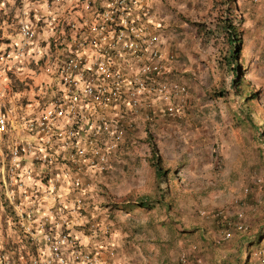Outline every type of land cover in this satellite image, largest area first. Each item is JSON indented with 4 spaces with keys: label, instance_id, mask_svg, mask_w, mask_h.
Returning <instances> with one entry per match:
<instances>
[{
    "label": "rangeland",
    "instance_id": "1",
    "mask_svg": "<svg viewBox=\"0 0 264 264\" xmlns=\"http://www.w3.org/2000/svg\"><path fill=\"white\" fill-rule=\"evenodd\" d=\"M223 2L148 0L168 71L187 89L186 114L136 119L106 171L78 176L85 190L54 193L55 203H83L88 218L110 223L115 256L106 264H264V238L240 251L264 232V4ZM227 17L242 31L240 96L221 68L228 45L218 25ZM150 143L163 177L149 166ZM138 201L151 210L115 208Z\"/></svg>",
    "mask_w": 264,
    "mask_h": 264
},
{
    "label": "built area",
    "instance_id": "2",
    "mask_svg": "<svg viewBox=\"0 0 264 264\" xmlns=\"http://www.w3.org/2000/svg\"><path fill=\"white\" fill-rule=\"evenodd\" d=\"M12 1L9 14L0 0V264H106L110 225L84 215L83 203H55L54 193L85 190L78 176L106 171L136 119H181L187 89L168 71L146 0H88L86 16L66 24L68 49L54 40L61 54L45 65L48 51L33 49V1ZM23 65L52 78L41 105L17 104L11 82Z\"/></svg>",
    "mask_w": 264,
    "mask_h": 264
},
{
    "label": "crops",
    "instance_id": "3",
    "mask_svg": "<svg viewBox=\"0 0 264 264\" xmlns=\"http://www.w3.org/2000/svg\"><path fill=\"white\" fill-rule=\"evenodd\" d=\"M32 1V7L37 9L36 16L32 15L30 21L32 26L36 28V38L33 49L35 51L38 50L39 54V46L41 49L43 48V52L48 51V55L46 54L47 59L46 57H43V62L45 60L43 64L45 65L51 62L49 61V56L51 58H57L64 48L67 47L68 49V41L64 43L63 40L66 37H62L63 35H68L69 32L68 29H66V24L70 23V21L73 22L86 16L85 6L88 0H60L58 4L54 3L52 0ZM6 9V13L9 14H13L17 10L14 8L12 0H8ZM34 17L37 18L35 19ZM37 20L39 21L37 22ZM41 20L47 24L42 26ZM49 23H52L54 28L48 29ZM8 33L10 36H14L13 30L9 29ZM51 35H53V37H51ZM54 40H60L63 42L62 50H55V45L51 44ZM36 59L38 60L40 58L38 57ZM51 79L52 78L47 77L45 74H41V71L34 67V65H23L19 70L17 69L14 74V81L16 84L24 83L25 85L24 89L16 93V97L19 98L17 104L20 106L27 101L32 102L33 106H35L37 102L40 105L43 104L51 94L53 86V81ZM105 220L106 219H103V222L108 223Z\"/></svg>",
    "mask_w": 264,
    "mask_h": 264
},
{
    "label": "trees",
    "instance_id": "4",
    "mask_svg": "<svg viewBox=\"0 0 264 264\" xmlns=\"http://www.w3.org/2000/svg\"><path fill=\"white\" fill-rule=\"evenodd\" d=\"M229 2H230V0H224L223 3L228 4ZM228 8H230V7H228ZM225 12L228 15L231 14V11L229 9H226ZM232 19H234V18L227 17V18L223 19V22H221L220 25H218L219 26L218 29L225 35L227 45H228V48H227L226 53H225L224 58H223V65L221 68H223L226 72L232 73L233 78L230 81V86L231 85L233 86L232 87L233 88V94L236 96H240L241 95L240 85H241L242 81L240 82V79L236 80L235 77L237 76L238 60H239L240 51H241V47H242V42L240 39V35H241L242 31L238 29V22H236V21L233 22V21H231ZM39 64H42V62H39ZM24 88L25 87H24L23 83L16 84L14 79L11 82L12 92L17 93V92H20ZM218 94L223 95V94H225V92L220 91ZM244 99L252 100L253 98H250L249 96H245ZM184 114H186V109H184ZM184 114H183V116H184ZM148 146H149V154H150L149 166L152 168L155 178L163 177L167 171L162 170L160 167V157L157 155V150H156L155 146L152 145L151 143ZM115 208L117 210H124V211L128 210V209H129V211L130 210L131 211L132 210L133 211L134 210L146 211V210H151L152 206L147 205V203H141L138 201V202H132V203H125V206L120 205L119 207L116 206ZM235 230L236 231H242L241 224H237V226L235 227ZM262 232L256 233L254 237H251L250 235L248 237H245L243 240L245 242L244 243L242 242V244L240 246V251L242 249L247 248L248 246H252L253 244L255 246H258L259 243L264 238V232L263 233ZM229 237H230V235H229ZM193 250H194V248H193ZM245 252H247V250ZM246 255H247V253H246ZM246 255H245V257H246ZM183 257H185V256L182 255L181 258L183 259Z\"/></svg>",
    "mask_w": 264,
    "mask_h": 264
},
{
    "label": "clouds",
    "instance_id": "5",
    "mask_svg": "<svg viewBox=\"0 0 264 264\" xmlns=\"http://www.w3.org/2000/svg\"><path fill=\"white\" fill-rule=\"evenodd\" d=\"M146 2H147V4H148V6H149V3H148V0H146ZM150 7V6H149ZM151 9V8H150ZM152 11V10H151ZM152 14H153V12H152ZM153 17H154V15H153ZM154 21H155V18H154ZM156 23V22H155ZM157 24V23H156ZM160 41H161V38H160ZM23 85H24V83H23ZM24 87H25V85H24ZM86 185V184H85ZM54 201H55V199H54ZM85 215V214H84ZM107 224H109V223H107Z\"/></svg>",
    "mask_w": 264,
    "mask_h": 264
}]
</instances>
